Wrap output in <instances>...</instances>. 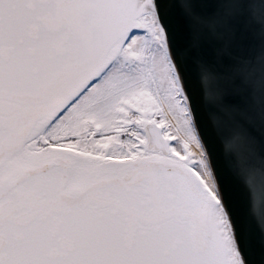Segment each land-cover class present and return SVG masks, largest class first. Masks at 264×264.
I'll return each instance as SVG.
<instances>
[{"label":"snow or ice","instance_id":"1","mask_svg":"<svg viewBox=\"0 0 264 264\" xmlns=\"http://www.w3.org/2000/svg\"><path fill=\"white\" fill-rule=\"evenodd\" d=\"M0 264H264V0H0Z\"/></svg>","mask_w":264,"mask_h":264}]
</instances>
